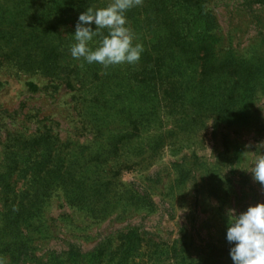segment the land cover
<instances>
[{"label": "rangeland", "instance_id": "1", "mask_svg": "<svg viewBox=\"0 0 264 264\" xmlns=\"http://www.w3.org/2000/svg\"><path fill=\"white\" fill-rule=\"evenodd\" d=\"M110 2L0 0V258L233 264L229 219L264 202V0H143L138 63L74 59Z\"/></svg>", "mask_w": 264, "mask_h": 264}, {"label": "clouds", "instance_id": "2", "mask_svg": "<svg viewBox=\"0 0 264 264\" xmlns=\"http://www.w3.org/2000/svg\"><path fill=\"white\" fill-rule=\"evenodd\" d=\"M143 4V0H111L105 7H89L79 16L74 43L70 48L74 59L88 64L98 63L105 69L120 64H136L144 51L141 43H134L135 33L128 26L126 12ZM96 25L93 30L90 25ZM106 29L107 34L102 30ZM100 37L93 50L90 43ZM83 67V64L80 65ZM253 179L264 186V156H259L251 170ZM227 240L234 244L230 249L233 264H264V202L250 205L246 211L229 219ZM0 264H6L0 258Z\"/></svg>", "mask_w": 264, "mask_h": 264}]
</instances>
